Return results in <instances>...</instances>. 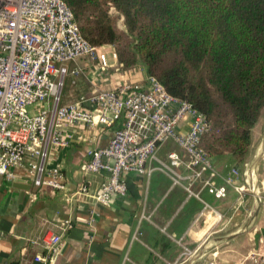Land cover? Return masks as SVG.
<instances>
[{
	"label": "built area",
	"instance_id": "2783aa9c",
	"mask_svg": "<svg viewBox=\"0 0 264 264\" xmlns=\"http://www.w3.org/2000/svg\"><path fill=\"white\" fill-rule=\"evenodd\" d=\"M85 60L96 61L101 71L109 67L107 53L83 38L63 0H0L1 177L12 179L14 170H23L36 188L61 192L68 203L91 197L94 203L107 206L113 198L127 194L128 175L149 177L160 172L189 196L198 197L194 186L200 183L216 199L225 198L231 187L262 202L258 168L249 162L242 169L231 167L222 177L223 184H218V170L200 146L207 127L205 116L186 100L170 95L152 77L114 89L96 86L61 105L67 76L79 73L66 65ZM118 123L107 146L87 149L79 167L81 182L68 192L62 169L46 164L51 149L69 146L72 136L66 130L73 126L92 130ZM167 143L176 145L179 153L169 152L162 159L159 151ZM260 157L264 164L263 147ZM100 173H106V178L91 195L86 179ZM70 228L66 220L62 231ZM61 242L62 234H42L33 243L41 245L44 253L34 259L52 264ZM176 244L181 248L179 259L195 254L182 239Z\"/></svg>",
	"mask_w": 264,
	"mask_h": 264
},
{
	"label": "crops",
	"instance_id": "0c3cea01",
	"mask_svg": "<svg viewBox=\"0 0 264 264\" xmlns=\"http://www.w3.org/2000/svg\"><path fill=\"white\" fill-rule=\"evenodd\" d=\"M113 54L107 53L105 71L92 60L67 64L69 71L78 69L79 73L67 76L68 89L62 90L61 105L96 86L114 89L147 77L141 67H120ZM118 125L92 130L73 126L66 130L72 136L69 146L51 149L46 164L62 169L68 192L81 182L79 167L87 149L107 146ZM262 139L258 149L250 146L247 161L258 168L261 203L253 194L239 195L231 187L225 198L216 199L200 183L194 186L198 197L189 196L160 172L149 177L128 175L127 194L113 198L107 206L94 203L91 197L68 203L61 192L36 188L23 170H14L12 179L0 176V264H40L34 257L44 250L33 242L47 231L62 234L52 264H264V164L260 157L264 136ZM169 152L179 153V149L167 143L159 156L166 159ZM211 160L220 185L231 167L243 168L227 154ZM105 178L106 173L87 177L91 195ZM66 220L71 228L63 232ZM179 239L195 250L193 256L179 259Z\"/></svg>",
	"mask_w": 264,
	"mask_h": 264
},
{
	"label": "trees",
	"instance_id": "16d2710c",
	"mask_svg": "<svg viewBox=\"0 0 264 264\" xmlns=\"http://www.w3.org/2000/svg\"><path fill=\"white\" fill-rule=\"evenodd\" d=\"M93 45L119 36L105 4L132 39L114 52L120 67L140 63L172 96L206 120L201 148L248 160L251 131L264 109V0H63ZM247 158V159H246Z\"/></svg>",
	"mask_w": 264,
	"mask_h": 264
},
{
	"label": "rangeland",
	"instance_id": "374dc122",
	"mask_svg": "<svg viewBox=\"0 0 264 264\" xmlns=\"http://www.w3.org/2000/svg\"><path fill=\"white\" fill-rule=\"evenodd\" d=\"M101 2L104 3L105 1L101 0ZM105 9L107 11L108 16L110 17V20H111L112 26L115 29V32L119 36V39L116 44H104V45H94V46L99 47L105 53L115 52L116 50L121 51V49H123L125 45L131 42L132 39L128 36V32L125 27L124 18L122 14L118 12L111 4H105ZM140 66H141L140 63H136V65L131 68L137 69ZM66 85L67 87L65 86V90L68 89V83ZM253 128L254 130L252 129L253 131H251V138H253V141L251 140L250 146L252 145V149L255 150L261 146V142L263 141L262 138L264 136V109L262 110L261 115ZM171 145L172 144H169V146ZM248 161H249V158H248Z\"/></svg>",
	"mask_w": 264,
	"mask_h": 264
}]
</instances>
